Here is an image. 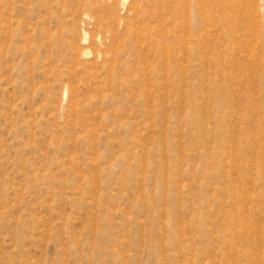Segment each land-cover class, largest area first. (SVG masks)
<instances>
[{
    "label": "rangeland",
    "instance_id": "rangeland-1",
    "mask_svg": "<svg viewBox=\"0 0 264 264\" xmlns=\"http://www.w3.org/2000/svg\"><path fill=\"white\" fill-rule=\"evenodd\" d=\"M246 3L0 0V264H264Z\"/></svg>",
    "mask_w": 264,
    "mask_h": 264
},
{
    "label": "bare ground",
    "instance_id": "bare-ground-1",
    "mask_svg": "<svg viewBox=\"0 0 264 264\" xmlns=\"http://www.w3.org/2000/svg\"><path fill=\"white\" fill-rule=\"evenodd\" d=\"M123 1L124 3L128 2V0ZM246 6L248 7V13L245 14L244 17L234 15L233 18L236 21H231V19H228L227 23H225L226 18L221 17L219 21H224L223 25L229 24V21L234 24L237 23L235 26H239L241 30L245 29L246 31H250L258 29L264 23V0H247Z\"/></svg>",
    "mask_w": 264,
    "mask_h": 264
}]
</instances>
